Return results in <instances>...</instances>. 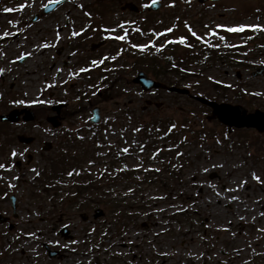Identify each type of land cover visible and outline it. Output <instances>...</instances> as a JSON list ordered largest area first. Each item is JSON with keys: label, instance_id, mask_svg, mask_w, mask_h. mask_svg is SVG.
Returning <instances> with one entry per match:
<instances>
[{"label": "rangeland", "instance_id": "obj_1", "mask_svg": "<svg viewBox=\"0 0 264 264\" xmlns=\"http://www.w3.org/2000/svg\"><path fill=\"white\" fill-rule=\"evenodd\" d=\"M54 1L0 0V116L23 108L45 111L31 124L22 118L16 125L0 123V163L8 169H2L0 189L8 188L18 202L16 218L10 200L0 202V215L14 226L2 245L10 235L20 244L2 255L0 264H46L47 230L51 250L65 249L64 259L52 258L50 264H264V131L225 126L211 107L196 100L240 107L245 115L264 114V74L252 75L264 69V37L260 44L249 43L218 27H264V0H157L162 4L158 12L147 10L151 0H69L43 14ZM128 3L138 12L124 10ZM189 27L212 48L228 41L237 50L226 59L197 63L180 59L193 53L183 45L163 54L169 38L190 40ZM125 32L124 41L112 38ZM102 41L100 49L90 51ZM133 44L149 47L137 51ZM21 57L26 60L20 63ZM91 58L103 65L88 78L80 69ZM178 59L182 66L176 71H189L190 81L160 80L154 70L171 72ZM140 71L160 88L147 92L134 83ZM94 108L101 117L96 128L89 125ZM50 118L59 129H53ZM23 132L36 138L30 148L17 142ZM67 132L80 133L69 146ZM45 143L51 144L49 151H43ZM112 148L122 161L107 155ZM65 152L78 160L96 155L77 165L82 175H100L115 165L111 194L119 208L114 215L105 209L99 219H94L95 209L57 212L60 205L42 195L40 180L65 159ZM28 154L32 159L23 175L13 165L22 159L27 163ZM124 169L137 175L118 178ZM172 171L180 181L170 179ZM148 172L155 183L147 180ZM57 186L59 201H67L71 181ZM125 207L129 218L122 217ZM60 216L74 241L56 238L59 225L51 223ZM6 231L0 225V232Z\"/></svg>", "mask_w": 264, "mask_h": 264}, {"label": "water", "instance_id": "obj_2", "mask_svg": "<svg viewBox=\"0 0 264 264\" xmlns=\"http://www.w3.org/2000/svg\"><path fill=\"white\" fill-rule=\"evenodd\" d=\"M62 3V2H61ZM57 4H54L49 9L56 8ZM130 5H128L129 7ZM160 4H155L154 9H159ZM98 47V46H95ZM264 74V70L259 71L256 75ZM135 83H139L142 85V87L145 90H151L154 88H158L159 85L156 84L154 81L147 78V76L144 73H139L138 77L134 81ZM203 103H207L206 100H201ZM210 106L214 108V113L218 115L219 119L226 125H229L231 127H237V128H256L259 131H264V116H262L259 113L253 114V115H242V109L241 108H235L228 105H218L215 103H210ZM98 110L95 111L96 118L94 119L95 122L98 121ZM27 118L26 120H33L34 117L32 114L27 112ZM21 113L14 111L9 116L2 117V121H10V122H16L18 120V117ZM20 141H23L25 143H31L32 139H23L21 138ZM98 215H102V213H98ZM0 221L2 219L0 218ZM63 233H66V230H63Z\"/></svg>", "mask_w": 264, "mask_h": 264}, {"label": "flooded vegetation", "instance_id": "obj_3", "mask_svg": "<svg viewBox=\"0 0 264 264\" xmlns=\"http://www.w3.org/2000/svg\"><path fill=\"white\" fill-rule=\"evenodd\" d=\"M38 113V112H37ZM38 115H39V113H38ZM40 116V115H39ZM8 135V134H7ZM20 136H24V137H26V136H28V135H26L25 134V132H23V134H20V135H18L17 136V142H18V144L20 145V146H22L24 149H26V148H30L31 146H27V145H25V144H22L23 142L22 141H20L19 140V137ZM4 137V135H2V138ZM9 137V136H8ZM14 139V138H13ZM9 140H11V139H9L8 138V141ZM13 145H15V143L13 142L12 144H11V146H13ZM21 156H22V158H24V156H25V153H21ZM31 159H32V157H31V155H29L28 154V161H27V163H24V161H23V159L22 160H17L15 163H14V165L13 166H15V169H17L18 171L17 172H19L20 174H23V175H25V174H27V172H28V168L30 167L29 166V164L31 163ZM6 165V164H5ZM9 167H11V166H9ZM6 168H7V166H6ZM13 168V167H12ZM6 169H3V172L5 171ZM0 172H2V169H0ZM2 172V173H3ZM1 202V201H0ZM12 209V208H11ZM93 209H95L94 210V214L93 215H95V214H97L98 213V211H102L103 213V215H105V210H106V213H109V210L110 209H107V208H92V209H90V210H93ZM97 209H102V210H97ZM105 209V210H104ZM58 212V211H57ZM60 212V211H59ZM112 211H110V213H111ZM14 215V214H13ZM7 219H6V221H7V223H2V224H0L1 226H3L4 227V229H6L7 231L6 232H4L3 234H2V232H0V259H1V256L3 255H5L6 253H8V252H14L16 249H18V247H19V243H18V240H16L12 235H10V240L8 241H6V245L4 246V245H2V241L5 239L4 238V236H6V234H13V233H11V231L13 230V228H14V226H13V223L12 222H10V218L9 217H6ZM123 218H129L127 215H124L123 216ZM89 220V217L88 216H86V221H88ZM67 222V220H66V218H65V216H61L59 219H56V221H55V224H54V221L51 223V226L52 227H55L56 228V226L57 225H61V224H63V222ZM48 222H49V220H48ZM89 222V221H88ZM93 222V221H92ZM54 228V229H55ZM56 230V238L59 240H61V241H64L61 237H60V235H59V231H58V228H56L55 229ZM70 230V229H69ZM49 230H47V232L45 233L46 235H47V238L44 240V249L46 250V252H47V254H46V256H47V262H46V264H50V261H51V259H52V257L50 256V253H49V251H50V248H49V237L50 236H48V234L47 233H49L48 232ZM71 231V230H70ZM71 233H72V231H71ZM21 239V238H20ZM11 240H12V242H11ZM56 252H57V256L55 257V258H57V259H64V255H65V252L63 251V250H55ZM129 258V257H128Z\"/></svg>", "mask_w": 264, "mask_h": 264}, {"label": "snow or ice", "instance_id": "obj_4", "mask_svg": "<svg viewBox=\"0 0 264 264\" xmlns=\"http://www.w3.org/2000/svg\"><path fill=\"white\" fill-rule=\"evenodd\" d=\"M156 2H157V0H153V3H156ZM25 6H26V5H25ZM5 11H13V9H5ZM121 27H123V26H121ZM218 27H222L225 31H227V32H232V33H235V32H243V31H245L246 28H251V29L254 30V31H264V27H262V26H260V25H239V26H236V27H229V26H222V25H221V26H218ZM112 31H115V30H112ZM172 31H173V29H171V28H169V29L167 30V32H172ZM188 31L191 32V35H192L193 37H196L198 40H199V39H203V37L198 36L197 33L191 29V27L188 28ZM159 35H166V33H160ZM211 35H213V36H218L219 34L216 33V32H212ZM127 36H128V34H127V32H125L124 35H116V36H114V37H112V38H113V39H116V40H119V41H124V40L127 39ZM250 38H251V37H249V39H250ZM219 39H220V40H224L225 37H223V36H219ZM168 43L186 44V43H187V38L184 37V36H181L178 40H169ZM152 46H154V45H152ZM217 46H218V45H217ZM233 46H234V45H233ZM132 47H139L141 51H144L147 47H149V45H148V44H144V45H136V44H133ZM21 58H22V57H21ZM105 59H107V57H105ZM112 59H115V57H112ZM101 63H103V60H101V61H99V62H98V61H95V60L92 61V64L97 65V66H98L99 64H101ZM2 71H3V69H0V72H2ZM80 71H81V72H83V71H89V69L81 68ZM36 102H37V101H33V103H36ZM38 102H39V103H43V101H38ZM19 103H23V101H19ZM172 128H175V125H174V124L172 125ZM169 130L171 131V129H169ZM137 131H138V129H137ZM81 139H83V137H81ZM124 151L127 152L128 149L125 148ZM11 155H12L13 157H15V156L17 155V153H16L15 151H13V152L11 153ZM90 163H92V162H90ZM0 169H6V165L3 164V163H0ZM6 170H8V169H6ZM34 171H35V170H34ZM69 175H72V173L70 172ZM252 175H253V178H254V179H257V180L259 181L260 178H259L258 176H256L255 173H253ZM0 179H2V177H0ZM245 183H246V181H245Z\"/></svg>", "mask_w": 264, "mask_h": 264}, {"label": "trees", "instance_id": "obj_5", "mask_svg": "<svg viewBox=\"0 0 264 264\" xmlns=\"http://www.w3.org/2000/svg\"><path fill=\"white\" fill-rule=\"evenodd\" d=\"M169 50H168V53H171V54H173L174 52H176V47H169L168 48ZM220 52H222V51H220ZM208 53H209V55H210V52L207 50H202L201 51V54H199L198 56H196L195 57V59H199L200 57H202V58H204V57H206L205 59H209V60H211V58L213 59V58H223V57H225L223 54H219V53H217V52H214L210 57L211 58H209V57H207L208 56ZM190 56V54H188V55H186L185 57H186V59L188 58ZM183 62H185V58H180ZM178 66H182V64H179V59H178V65H177V67ZM179 68V67H178ZM162 70L160 71V72H158L157 70H154L155 71V73H156V75H160V76H166L167 75V72H164V68H161ZM169 73V72H168ZM171 74H173L174 75V77H176V78H181V79H184V78H186L187 79V75H185V74H182L181 75V77L179 76V74H180V72L179 71H171ZM159 76V77H160ZM90 189H92V185H90V186H81V187H77L76 188V190H77V192H79V193H77V195L79 196L80 195V193H82V192H84V191H87V190H90Z\"/></svg>", "mask_w": 264, "mask_h": 264}]
</instances>
